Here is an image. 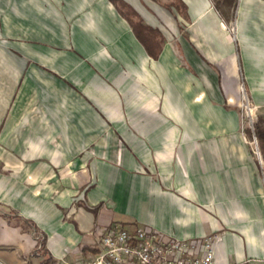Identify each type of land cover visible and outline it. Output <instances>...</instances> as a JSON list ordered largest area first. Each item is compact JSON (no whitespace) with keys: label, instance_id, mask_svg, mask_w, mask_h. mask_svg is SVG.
<instances>
[{"label":"crops","instance_id":"0c3cea01","mask_svg":"<svg viewBox=\"0 0 264 264\" xmlns=\"http://www.w3.org/2000/svg\"><path fill=\"white\" fill-rule=\"evenodd\" d=\"M125 1L162 32L158 57L111 0H0V255L38 264L44 240L76 264L111 226L145 224L264 264L240 110L245 89L264 118V0Z\"/></svg>","mask_w":264,"mask_h":264},{"label":"built area","instance_id":"2783aa9c","mask_svg":"<svg viewBox=\"0 0 264 264\" xmlns=\"http://www.w3.org/2000/svg\"><path fill=\"white\" fill-rule=\"evenodd\" d=\"M246 101L247 112H253L248 96ZM250 126L251 143L262 165L264 179V157L253 117ZM217 243V236L166 237L150 225L141 224L133 228L115 225L103 233L100 251L92 264H217Z\"/></svg>","mask_w":264,"mask_h":264},{"label":"trees","instance_id":"16d2710c","mask_svg":"<svg viewBox=\"0 0 264 264\" xmlns=\"http://www.w3.org/2000/svg\"><path fill=\"white\" fill-rule=\"evenodd\" d=\"M118 10L128 18L131 25L134 28V31L138 38L144 43L147 50L150 54L154 55L155 57H158L159 53H156L155 45H158V51L161 49V44L156 41V35L162 36V32L150 26L149 24H146L141 16V14L134 9L128 2L125 0H111ZM223 1H229V2H236V0H223ZM236 5V4H234ZM166 6L173 9L176 8L178 11L184 13L186 15L187 13V5L183 0H170L169 2H166ZM216 7L218 10L222 11V0L216 1ZM235 8V7H234ZM249 131L252 132V130L249 128ZM255 132L259 138V144L262 150V154L264 157V118H260L255 122ZM100 251V248H95L94 252L98 253ZM37 254L42 255V259L38 264H63L60 260L56 259L50 252L48 248L45 247V241H42V247L38 251H36Z\"/></svg>","mask_w":264,"mask_h":264},{"label":"rangeland","instance_id":"374dc122","mask_svg":"<svg viewBox=\"0 0 264 264\" xmlns=\"http://www.w3.org/2000/svg\"><path fill=\"white\" fill-rule=\"evenodd\" d=\"M225 11V9H223ZM230 10V9H229ZM232 12V9L230 10ZM226 12H228V10H226ZM244 91V94H243V101L241 103V106H240V110H241V113H242V116H243V124L245 126V128H250L251 129V126H250V123H251V118L253 117V119L255 120V122L257 121L256 117L254 116L253 112H247L246 110V107H245V103H247L246 101V97L248 96L247 93ZM251 135H252V132H251ZM251 136H250V143H251ZM252 146L254 145L253 143H251ZM19 221H22L21 219H18ZM24 224V228H27V225L26 223H23ZM96 259V254L94 256H91L88 260H83L82 262H79V263H76V264H92V261H94ZM0 264H12L10 263L7 259H5L3 256L0 255ZM23 264H27V263H23Z\"/></svg>","mask_w":264,"mask_h":264}]
</instances>
